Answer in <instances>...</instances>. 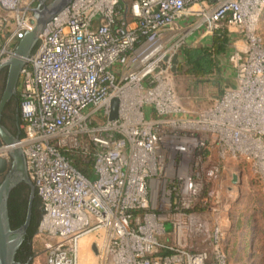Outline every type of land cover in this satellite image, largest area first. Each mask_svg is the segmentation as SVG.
Segmentation results:
<instances>
[{
    "label": "built area",
    "instance_id": "1",
    "mask_svg": "<svg viewBox=\"0 0 264 264\" xmlns=\"http://www.w3.org/2000/svg\"><path fill=\"white\" fill-rule=\"evenodd\" d=\"M37 1L0 0V68L33 27ZM263 20L264 0H73L46 24L20 73L17 144L41 200L45 264H83L87 238L93 264H228L223 224L210 229L201 211L232 165L264 184ZM222 25L246 42L230 57L235 86L192 113L172 58ZM13 147L2 144L0 158L10 162ZM63 150L91 154L95 178ZM190 229L203 246L187 245Z\"/></svg>",
    "mask_w": 264,
    "mask_h": 264
},
{
    "label": "rangeland",
    "instance_id": "2",
    "mask_svg": "<svg viewBox=\"0 0 264 264\" xmlns=\"http://www.w3.org/2000/svg\"><path fill=\"white\" fill-rule=\"evenodd\" d=\"M126 1L128 5L132 3V0ZM36 5L34 2L31 7ZM190 27L191 24L185 26L180 35L186 34ZM232 31L234 36L237 35V40L231 45L230 55L222 60L223 70L219 74L215 73L198 83L181 73L175 74L177 93L192 113H199L208 108L228 86L232 85L226 76L229 71L233 73L230 57L236 51H243L246 46L245 39L234 29ZM260 32L264 37V20L260 25ZM193 41L194 39L190 42ZM233 169L236 173L242 174L240 185L234 186L230 181ZM213 189L215 197L211 202L212 210L201 211V217L210 229L215 219L223 224V230L226 231V246L229 245L233 249L230 264H264V184L262 185L252 175L249 166L232 165L224 172L221 180L214 181ZM195 228L203 230L198 225ZM187 237L188 246H203V238L199 234L192 235L191 229ZM88 241L87 238L81 242L80 259L83 264L94 263L93 257L87 254L85 249ZM32 256L31 264H45V252L42 251L41 240L37 237L32 239Z\"/></svg>",
    "mask_w": 264,
    "mask_h": 264
},
{
    "label": "water",
    "instance_id": "3",
    "mask_svg": "<svg viewBox=\"0 0 264 264\" xmlns=\"http://www.w3.org/2000/svg\"><path fill=\"white\" fill-rule=\"evenodd\" d=\"M73 0H38L36 7L31 8L34 16V24L19 39L15 47L13 56L8 63L0 68V74L6 71L4 87L0 96V146L2 144L15 145L10 151V162L0 158V174L6 175L0 183V264H22L16 260L18 250L28 240V230L31 224L33 202L36 197V188L31 180L24 152L17 146L21 139L22 131L17 123L16 136L7 133L2 125V115L4 109L9 105L18 94L20 73L27 59L32 55L39 41V36L46 24L57 16ZM179 55L175 54L172 58V71H177ZM119 100L116 97L111 99V112L109 120H114L118 116ZM9 167V168H8ZM234 183L237 182L236 177ZM25 183L30 188L26 217L18 228H12L9 219V199L12 191L19 184ZM33 256L28 258L24 264H31Z\"/></svg>",
    "mask_w": 264,
    "mask_h": 264
},
{
    "label": "trees",
    "instance_id": "4",
    "mask_svg": "<svg viewBox=\"0 0 264 264\" xmlns=\"http://www.w3.org/2000/svg\"><path fill=\"white\" fill-rule=\"evenodd\" d=\"M121 2V4L124 6V0H121ZM233 42L234 36L229 31L227 26H220L214 31L213 35L208 40H205L199 45L186 47L182 50V59L177 67L176 74L181 73L189 77L195 83L202 82L215 73L219 74L221 70H223L222 60L228 56ZM5 76L6 71L3 70L0 74V96L4 87ZM229 87H233V85H230L227 88ZM19 100L20 87H18L16 100H12V103L9 105L8 109L10 108L9 113L11 115H15L19 126H21L22 119L19 109ZM21 131L22 137L24 135L23 129H21ZM64 153L72 159L74 168L78 170L83 176L90 180L95 178L92 169L93 156L91 154H83V152L80 150L64 151ZM29 194L30 188L28 185L21 183L14 188L10 195L9 208L12 211L11 216L13 218V224L15 228L23 224L25 220ZM41 212V200L36 195L33 202V217L28 230V240L31 241V245L26 241L22 246V250L23 252L25 251V254L32 255V239L35 237L37 225L41 217ZM225 249L229 256L228 264H230L231 256L233 255V249L230 248L229 245H227ZM23 252H21V250L19 251L18 254L20 257ZM19 256H17V261L20 259ZM21 258L24 259L25 256H22Z\"/></svg>",
    "mask_w": 264,
    "mask_h": 264
},
{
    "label": "flooded vegetation",
    "instance_id": "5",
    "mask_svg": "<svg viewBox=\"0 0 264 264\" xmlns=\"http://www.w3.org/2000/svg\"><path fill=\"white\" fill-rule=\"evenodd\" d=\"M15 100H16V97L14 98ZM12 103V102H11ZM10 103V104H11ZM9 104V105H10ZM9 105H7V107L4 109V112H3V115H2V120H1V123H2V125L6 128V132L7 133H9L10 135H12V136H16V133H17V123H18V121H17V118L15 117V115L13 114V115H11L10 113H9V109H8V107H9ZM9 163V162H8ZM9 168V167H8ZM8 171V170H7ZM6 171V172H7ZM6 172L5 173H2V174H0V183H1V181L3 180V178L5 177V175H6ZM11 197V196H10ZM9 204H10V199H9ZM12 211L10 210V208H9V219H10V224H11V227L12 228H15L14 227V224H13V218H12ZM32 217H33V215H32ZM31 220H32V218H31ZM31 225V224H30ZM18 228V227H17ZM30 228V227H29ZM28 243H30V245H31V241L30 242H28ZM21 250V252H23V250H22V247L18 250V252H17V255H16V260H17V256H19V251ZM22 256H25V258L24 259H22L21 257ZM31 256V254L30 255H28V254H25V251L23 252V254H21V257H20V259H19V261L18 262H20V263H22V264H24V263H26L27 261H28V258Z\"/></svg>",
    "mask_w": 264,
    "mask_h": 264
},
{
    "label": "crops",
    "instance_id": "6",
    "mask_svg": "<svg viewBox=\"0 0 264 264\" xmlns=\"http://www.w3.org/2000/svg\"><path fill=\"white\" fill-rule=\"evenodd\" d=\"M120 1V3H122L121 2V0H119ZM136 0H132L131 2V4L130 5H128L127 4V1L126 0H124V8H125V6L127 7V8H130L131 7V5L135 2ZM123 5V4H122ZM126 16H127V23H129V24H132V17L130 16V14L128 13V14H126ZM191 19H187L186 21H184V23H182V26H185V25H187V24H189V21H190ZM197 34H198V32H196ZM196 33L194 34V36H196ZM200 33V32H199ZM233 36H234V34H232ZM236 36V37H235ZM234 36V41H236L237 40V35H235ZM232 52V48H231V50H230V52H229V54L228 55H230V53ZM232 68V67H231ZM232 72H233V70H232ZM226 76H227V79H230V82H231V84L234 86L235 85V76H234V72L233 73H231V71H229V73H227L226 74ZM231 77H233V78H231ZM226 82H229V81H226ZM231 230V229H230Z\"/></svg>",
    "mask_w": 264,
    "mask_h": 264
},
{
    "label": "bare ground",
    "instance_id": "7",
    "mask_svg": "<svg viewBox=\"0 0 264 264\" xmlns=\"http://www.w3.org/2000/svg\"><path fill=\"white\" fill-rule=\"evenodd\" d=\"M85 261V260H84Z\"/></svg>",
    "mask_w": 264,
    "mask_h": 264
}]
</instances>
